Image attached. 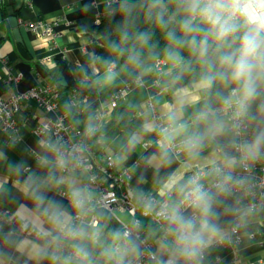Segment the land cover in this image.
I'll list each match as a JSON object with an SVG mask.
<instances>
[{
	"label": "crops",
	"instance_id": "obj_1",
	"mask_svg": "<svg viewBox=\"0 0 264 264\" xmlns=\"http://www.w3.org/2000/svg\"><path fill=\"white\" fill-rule=\"evenodd\" d=\"M123 2L0 0V99L7 100L12 93L23 92L31 87L53 86L56 81L67 87L85 83L93 94L85 95L87 100L82 106L83 112L76 119L83 128L93 124L97 114H100L101 125L106 127L117 119L123 106L136 108L138 112L134 117V129L107 130L101 136L103 155L112 158L117 170L129 171L136 192L153 193L158 198L168 200V196L159 194L168 191L165 184L170 181L183 183L193 171L211 168L212 161L226 166L225 155L235 158L232 166L226 167L238 171L240 158L235 153L229 128L213 140V145L205 144L196 158H188L178 150L169 153L170 163L161 159L156 144L158 133L146 130L145 124L151 123L155 127L163 123L169 107L181 110L185 121L194 119L195 113L205 102H209L210 91L206 94L199 90L195 82L190 87L178 88L169 97V78L175 69L170 71L171 66L164 63V59L161 74L152 69L138 79L140 70L126 68L119 53L113 51V44L91 35L90 29L96 21ZM10 17L17 19L18 39L13 35L8 20ZM39 20L51 23L53 31L59 36L51 41L47 38L36 39L19 24L20 21ZM4 60H7V64H4ZM8 71L13 75H21L19 83H4ZM123 88L127 89L124 97L113 105V94ZM216 92L215 88L212 95L214 109L220 106ZM15 117L19 125L17 135L9 136L0 129V206L40 229L48 240H34L11 233L0 221V264H53L50 254L56 248L53 242L56 233L44 215V209L49 206V202H55L70 215L76 214L62 193L69 195V185L83 187L85 174L67 176L56 170L52 166L53 156L47 145L33 134L34 124L53 118L52 113L29 104L22 106ZM217 118L228 123L223 113H218ZM143 132L150 136H145ZM133 136L139 137L135 146L129 144ZM209 173L206 171L202 179L204 184L213 180V174ZM30 176L34 182L26 183ZM51 176L63 178V182L56 183L50 179ZM176 192L174 186L169 202L175 201ZM37 196L44 198V203L39 207ZM95 212L102 217L99 228L92 229L84 225L85 230L89 234H100L98 243H108L111 234L120 230V224L98 207ZM91 215L88 213L86 219L89 220ZM239 222L242 241L237 246V259L244 264H264V209L251 213L243 210ZM226 233L227 229L219 230L212 243L222 239ZM85 243L89 248L92 245L87 240ZM212 243L207 248L210 259L219 255L222 264H230L229 247L214 246ZM157 245V252L164 254L163 246ZM103 264L110 262L105 259Z\"/></svg>",
	"mask_w": 264,
	"mask_h": 264
},
{
	"label": "clouds",
	"instance_id": "obj_2",
	"mask_svg": "<svg viewBox=\"0 0 264 264\" xmlns=\"http://www.w3.org/2000/svg\"><path fill=\"white\" fill-rule=\"evenodd\" d=\"M174 11L166 21L165 9L156 12L155 22L167 28L175 22L179 28L177 35L173 28L166 32L167 45L163 50L164 63L180 73L191 72L193 65L199 67V78L196 86L206 94L213 88L219 108H213L207 102L195 113L194 119L185 121L181 110L169 107L164 118L166 123L155 126L145 124L148 131H157L156 144L161 159L170 163V152L182 151L188 158H196L205 146V142L215 140L228 129V123L217 118L218 113H231L232 129H239L241 124L250 118L252 105L261 100L259 112L264 117V0H171ZM160 0H151L148 15L157 9ZM126 7V6H125ZM128 39L127 34L120 37V45ZM138 47L128 51L126 68L139 69L138 79L152 71L153 66L142 59V50L148 45L150 34L139 33L136 37ZM120 45L114 44L113 51L121 55ZM186 49L189 57L182 55ZM149 52V57H153ZM158 67V65H157ZM226 92V94H225ZM139 137L133 136L129 144L135 146ZM264 146V130L259 131L253 140L243 142L239 148L243 160H256ZM226 166L231 167L234 157L225 155ZM47 163V160L44 161ZM67 160L61 155L56 166L67 167ZM209 174L220 177L215 186L220 192L230 191V184L235 181L231 173L211 162ZM56 183L63 178L50 177ZM34 182L28 177L26 183ZM175 186L178 199L172 202L171 190ZM160 196H168V200L160 203L157 215L166 222L165 244L171 264H201L203 254L219 232L213 222V196L201 182V174L189 177L185 182L176 184L170 181L165 184ZM69 203L76 213L73 217L55 202H49L44 209L52 230L56 233L53 242L56 245L50 257L53 264H95L92 252L85 241L95 245L98 233L89 234L83 225V218L90 211L91 193L87 188L68 186ZM38 207L44 203L42 196H37ZM146 208L152 211L154 204L149 201ZM191 209L185 215L184 209ZM80 220V223L76 221ZM68 242L71 251L67 255L59 252L62 242ZM137 249L130 239V233L115 231L100 256L110 264H126L125 258ZM130 264V262H129Z\"/></svg>",
	"mask_w": 264,
	"mask_h": 264
},
{
	"label": "built area",
	"instance_id": "obj_3",
	"mask_svg": "<svg viewBox=\"0 0 264 264\" xmlns=\"http://www.w3.org/2000/svg\"><path fill=\"white\" fill-rule=\"evenodd\" d=\"M99 21L97 20L96 24ZM19 24L30 31L36 39L47 38L51 41L59 36L53 31L51 23L46 21H20ZM4 64H7V60H4ZM162 65L163 61L157 59L153 63V70L157 74H161ZM20 80V74L13 75L8 71L4 83L17 84ZM126 90V88H123L113 94V105L124 97ZM86 100L85 95L77 91H71L67 95L65 105L61 104L58 101L55 85L31 87L23 92L12 93L7 100L0 99V129L9 136L17 135L19 125L15 115L24 105H34L46 113H52L53 118H46L44 121L34 124L33 134L47 145L53 156L52 166L56 170L67 176L79 173L85 174L83 188H87L91 193L89 213L92 215L89 220L86 217L83 218V225H88L92 229L99 228L102 217L95 212L98 207L109 213L120 224L119 231L121 233H130L132 243L138 246V254L130 253L125 258L126 264H129V262L130 264H171L165 244L166 222L157 215L160 203L166 199L158 198L153 193L136 192L129 171L126 169L117 170L114 167L112 158L103 155V140L101 135L97 134L101 126L100 114L95 115L93 124L85 128L69 121V111L67 109L82 113V106ZM226 116L228 128L233 136L234 150L240 158V169L233 171L226 166H218L225 173H231L234 180L241 181V183H232L229 186L230 191L220 192L215 186L219 183L220 177L213 174V180L209 184H204L202 179L206 171L211 172L212 167L206 170L193 171L187 179L199 173L201 174V182L211 195L214 193L226 194L235 202L233 223L227 229L224 237L214 241L212 245L229 247L231 253L230 264H244L237 259V246L242 241L239 220L243 210L251 213L264 209V166L261 163H264V146L261 148L260 160L258 158L254 161L243 160L239 146L245 141H251L250 118L245 120L239 129L234 130L231 128V113ZM164 123H166L165 120L163 123H159L158 126ZM61 155L68 162L67 167L64 169L56 166V161ZM62 195L69 200V195L65 193H62ZM149 201L154 204L152 211L146 208ZM114 211L125 213L129 220L126 222L121 221L113 215ZM184 212L187 215L191 212V209L186 208ZM73 217H76V214ZM0 221L11 233H17L34 240H48L40 229L26 220L17 218L11 211L1 206ZM76 222L80 223V220ZM98 236L100 239V234ZM67 243L66 241L61 243L60 254L67 255L71 251ZM158 243L163 246L164 254L162 255L157 252ZM201 264H222V257L216 255L210 259L206 249Z\"/></svg>",
	"mask_w": 264,
	"mask_h": 264
},
{
	"label": "trees",
	"instance_id": "obj_4",
	"mask_svg": "<svg viewBox=\"0 0 264 264\" xmlns=\"http://www.w3.org/2000/svg\"><path fill=\"white\" fill-rule=\"evenodd\" d=\"M166 11L164 13L165 20L167 21L174 11V4L171 0H163ZM151 0H124L123 4L115 9L108 15L102 17L98 24L94 25L90 29L92 36L106 39L110 44L120 45V37L122 34H127L128 39L123 45H120L119 53L120 59L123 63L126 62L129 49L132 47H138L135 37L139 33L147 32L150 34V40L147 46L142 50V59L146 60L148 65H153L157 59H164L163 50L167 45L165 38L166 32L173 28L176 29L177 35H180L179 28L173 21L168 24L167 28L161 27L155 22L156 12L160 9L152 11L151 17L148 15ZM126 6V7H125ZM154 55L152 58L149 57V52ZM182 55L185 58L189 57V53L186 49L182 50ZM194 70L191 72L180 73L179 69H175L170 74L168 96L181 87H190L199 78V67L193 65ZM55 86L57 87L58 101L61 104L66 103L67 95L71 91H77L82 95H92V91L87 89L85 83H78L74 86L67 87L56 81ZM215 88L210 90V100L208 104L213 107L212 95L214 94ZM261 100L256 101L250 110V121H251V140L254 139L256 134L264 130V117L260 115L259 104ZM68 108V107H67ZM69 111V121L77 124L76 119L81 115L73 109H67ZM138 110L129 105L123 106L119 112V115L115 121H112L108 126H100L97 134L101 135L107 130H123V129H134V117L137 115ZM79 126V125H78ZM81 127V126H79ZM83 128V127H81ZM145 136H150L148 133L143 132ZM205 144L213 145L214 141H206ZM186 181V180H185ZM184 181V182H185ZM213 196V207L212 211L215 214L213 222L218 226L219 230L228 229L233 223L235 202L226 194H212ZM178 199V193H175V200ZM107 243H96L91 245L89 250L92 252L95 264H103L105 258L100 256V252L103 246Z\"/></svg>",
	"mask_w": 264,
	"mask_h": 264
},
{
	"label": "water",
	"instance_id": "obj_5",
	"mask_svg": "<svg viewBox=\"0 0 264 264\" xmlns=\"http://www.w3.org/2000/svg\"><path fill=\"white\" fill-rule=\"evenodd\" d=\"M159 9H165V4L163 0H160L159 5L157 6ZM10 26L13 28V35L16 39L19 38V32H18V24L17 19L15 17H10L9 19Z\"/></svg>",
	"mask_w": 264,
	"mask_h": 264
},
{
	"label": "rangeland",
	"instance_id": "obj_6",
	"mask_svg": "<svg viewBox=\"0 0 264 264\" xmlns=\"http://www.w3.org/2000/svg\"><path fill=\"white\" fill-rule=\"evenodd\" d=\"M113 215L116 218L120 219L121 221H126V219H127V215L125 213H120V212L114 211ZM135 247H136V249L138 251V246L135 245ZM133 254H135V253H133Z\"/></svg>",
	"mask_w": 264,
	"mask_h": 264
}]
</instances>
